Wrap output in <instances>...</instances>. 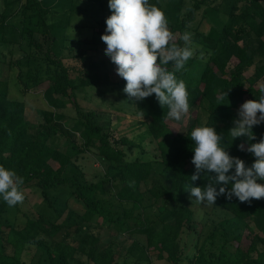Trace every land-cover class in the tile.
<instances>
[{
	"label": "trees",
	"instance_id": "obj_1",
	"mask_svg": "<svg viewBox=\"0 0 264 264\" xmlns=\"http://www.w3.org/2000/svg\"><path fill=\"white\" fill-rule=\"evenodd\" d=\"M2 1L0 51L14 45L22 55L4 63L17 71L12 84L20 96H12L11 80L0 76V166L23 177L25 199L9 207L0 197V264H122L123 256L136 251L164 264H264V198L249 204L235 196L217 197L212 213L218 218L212 222L219 230L203 237L205 226L197 222L195 198L188 192L190 185L204 187L215 175L202 173L191 181L195 145L190 133L195 127H214L222 136L220 146L246 167L255 157L238 146L246 149L264 138V122L253 126L254 140H233L228 132L241 105L261 95L264 0H149L164 12L177 45H184L183 33H191L194 55L175 73L186 85L189 109L208 102L204 121L197 113L186 131L176 132L168 123V107L162 108L154 94L138 101L140 120L157 141V154L152 155L127 136L115 138L97 112L85 111L75 95L79 88L93 87L100 96L109 89L128 99L116 65L95 52L105 44L101 36L112 14L108 0H85L101 5L102 30L93 32L94 53L79 45L70 49L71 55H61L58 39L73 27L76 5L83 0ZM67 4L68 15L51 20L54 9ZM210 11L223 15V25L216 37L201 40L200 26ZM168 67L172 69L171 63ZM32 97L44 104L39 123L27 119ZM90 150L104 166L97 180L89 179L79 163ZM28 188L41 198L35 209L25 207ZM11 208L16 209L14 221L7 217ZM105 226L110 230L107 242L101 235ZM186 230L199 241L189 262L183 260L181 246ZM122 234L138 235L126 252L117 242ZM30 248H41L42 257H30ZM144 260L139 257L133 263ZM123 264L129 260L124 258Z\"/></svg>",
	"mask_w": 264,
	"mask_h": 264
},
{
	"label": "clouds",
	"instance_id": "obj_2",
	"mask_svg": "<svg viewBox=\"0 0 264 264\" xmlns=\"http://www.w3.org/2000/svg\"><path fill=\"white\" fill-rule=\"evenodd\" d=\"M108 6L112 14L106 19V34L101 40L107 46L105 54L116 65L118 76L126 81L123 92L135 101L154 94L162 108L168 107L167 117L180 121L189 113V93L184 81L178 80L175 73L194 55L191 33H183L180 39L184 45H177L164 12L149 0H108ZM200 58H203L202 53ZM259 91V100H248L241 105L238 118L228 131L233 140L245 136L248 140L255 139L253 126L264 122V84L259 86ZM190 137L195 145L191 161L195 173L191 181L198 180L202 173L215 174L210 175V182L204 187L190 185L191 200L195 198L197 203L214 205L219 196L229 200L235 196L249 204L264 198V183L258 182L264 181V138L246 149L244 144L238 146L239 150H246L255 157L251 167H246L242 159L231 156L220 146L222 136L214 127H195ZM23 184V177L0 166V197L9 207L23 203Z\"/></svg>",
	"mask_w": 264,
	"mask_h": 264
},
{
	"label": "rangeland",
	"instance_id": "obj_3",
	"mask_svg": "<svg viewBox=\"0 0 264 264\" xmlns=\"http://www.w3.org/2000/svg\"><path fill=\"white\" fill-rule=\"evenodd\" d=\"M59 1L60 0H54V3L56 4ZM69 5L70 4L65 5L64 8H55L54 12L51 14V20H54V18H62L68 15L67 8L69 7ZM100 6L101 5L99 3L95 2H88L85 0L79 1V3L76 5V9L79 13L74 15L73 27H70L67 33L63 34V36L58 39V41L62 42L61 55H71L73 52L70 49L77 48L79 45H85V47L88 48V52L90 54L94 53V50L92 48H95L97 46V43L94 42L95 36L93 35V32L102 30L99 21H101L102 18L105 17V14L103 11H101ZM189 6L190 4H188L186 10L189 8ZM3 8V1L0 0V10H2ZM222 19L223 15L221 13L210 11L209 18L204 19L202 25L200 26V39L209 40V38H211L213 35L216 37L217 28L222 27L223 25ZM201 20L202 19L200 14L197 18V22ZM61 39H63V41ZM97 47H99V49L95 50V52L98 51L97 56L100 58L105 57L107 58V60L111 61L110 57L105 54V49L107 47L106 44L100 43ZM2 48L3 50L0 51V76H7L11 80L12 84L14 82L12 80L14 79L17 71L9 70L8 66L4 63L8 64V61L11 58L17 59L21 57L22 54L20 49L14 45ZM67 61H71V58L69 57ZM250 72L252 71L250 70ZM33 93L35 92L33 91ZM96 93V89H94L93 87H87L83 89H77L75 95L79 104L85 111L93 110L97 112L99 120L104 123L106 127H109L115 138H119L123 135L127 136L130 140L140 143L147 151V154H157V141L154 140L150 135L146 121L140 120L142 115L140 114L138 109V101L130 100L129 97L128 99H121L118 94H116V96L115 93L109 89L107 94L103 96H100ZM11 94L14 97L20 96L18 88L13 84ZM43 106L44 104L40 99L36 97L30 98L26 111L27 119L34 123L41 122L43 120L41 113ZM70 106L71 105L69 104V111L71 114L73 113V110ZM207 111L208 102L203 101L202 104L195 105L193 108L189 109V113L180 121L168 119V123L174 131L184 132L192 124L194 118L197 116V113L199 119L204 121L207 116ZM138 152L139 150L134 151L135 154H137ZM79 163H81V165L83 166V170H85L87 174V177L91 180H97L98 175L104 171V166L101 160L91 150L87 151L84 155L79 157ZM25 193L28 197L25 203V207L35 209L41 198L30 188L26 189ZM192 207L195 210L197 222L205 226L203 237H209L213 231L219 230V228H217L216 225L212 222L213 219L215 220V218L218 216V214L215 215L214 213H212L213 205H208L206 203H197L196 200H194L192 203ZM15 216L16 209L11 208L7 213V217L9 218V220L14 221ZM101 235L103 237V240L107 242L110 239L109 228L106 226L103 227ZM57 237L60 238L61 233ZM136 238H138V235L136 234L132 236L128 234L119 235V237L117 238V242L121 251L126 252L128 247L132 245L133 241ZM197 243L199 244L198 235L196 233L187 230L183 233L181 237V246L183 248V260L185 262H189L196 256L198 252ZM29 253L30 257L38 258L42 257L43 251L41 248H30ZM123 257L127 258L130 264H134L133 262H135L136 258L138 259L139 257L143 258V260L145 259L143 261L144 264L165 263L163 260L153 258L149 259L147 258V254L145 255L144 253H140L139 251H136L134 254L130 253ZM124 258L121 260L122 264Z\"/></svg>",
	"mask_w": 264,
	"mask_h": 264
}]
</instances>
